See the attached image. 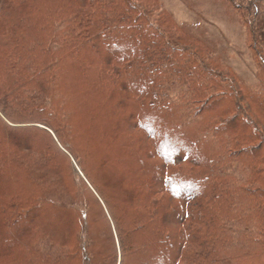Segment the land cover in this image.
<instances>
[{
    "label": "trees",
    "instance_id": "obj_1",
    "mask_svg": "<svg viewBox=\"0 0 264 264\" xmlns=\"http://www.w3.org/2000/svg\"><path fill=\"white\" fill-rule=\"evenodd\" d=\"M225 1L242 19L244 38L257 69L254 64L252 84L239 83L238 88L230 80L235 92L225 86L230 93L221 90L218 96L219 87L206 82V69L212 68H208L209 62L206 69L201 63L197 72L192 70L186 76L181 67L169 71L166 63H157L158 57L162 60L159 51L152 58L153 51L148 50L155 46L163 50V38L158 25L152 29L148 19L140 20L145 9L150 10L145 1L134 3L142 10L135 12L136 17L128 15V10L135 11L132 6L124 5L125 10L117 0H0V264L115 263L114 243L105 248L103 240L91 236L88 205L76 195L82 178L79 171L85 172L87 185L112 217L121 247L120 264L126 256H134L137 264H216L217 253L225 255L235 242H264V0ZM185 35L198 49L208 48L201 38ZM110 48L117 50L111 52L106 66L93 67L80 59L83 52L100 59ZM61 73L75 81L59 82ZM193 79L199 84L189 93L187 86L176 90L187 95L175 94L172 99L168 97L171 93L164 91L169 90L168 82ZM119 80L123 84L118 88L135 87L132 98L140 109L164 117L167 127L179 134L182 130L192 133L186 134L191 146L201 145L204 153L199 159L189 158L190 168L183 167L190 153L184 144L178 147L186 150L178 158L180 166L169 168L173 160L165 157L155 141L171 136L153 122L141 120L143 126L138 124L137 114L128 116L126 128L114 120L110 123L109 141L122 151L118 158H105L102 149L108 139L99 140L102 111L98 112L96 105L101 102L100 95L110 94L108 83ZM60 94L64 97L55 101ZM90 94H94L93 102L77 99ZM229 94L236 110L230 118L228 108L222 106ZM191 100L198 101L200 107L192 109ZM73 109L76 114L87 112L98 131L89 130L87 124L74 126ZM111 113L106 119L112 118ZM240 115L243 124H239ZM138 127L147 129L145 143H140L141 135L134 132ZM48 134L53 143L45 137ZM180 140L182 143V136ZM57 143L71 153V163L75 162L74 168L68 167L72 178H63L71 198L67 203L46 193L28 160L29 154H38L47 162L48 172L52 161L66 168L67 164L56 158L61 152ZM177 186L193 187L195 193H175ZM170 197L184 206L182 214L176 211L172 218L167 215ZM55 202L62 211L57 212L58 217L63 215L62 223L56 221L54 229L60 238L56 253L52 245L46 247L53 226L51 214L56 216L50 206ZM67 208L78 214L73 211L74 228L72 221L64 223ZM169 219L182 227L174 230L176 234L166 225ZM21 229L25 233L20 234ZM17 231L19 236L13 238ZM52 242L55 244L54 239Z\"/></svg>",
    "mask_w": 264,
    "mask_h": 264
},
{
    "label": "rangeland",
    "instance_id": "obj_2",
    "mask_svg": "<svg viewBox=\"0 0 264 264\" xmlns=\"http://www.w3.org/2000/svg\"><path fill=\"white\" fill-rule=\"evenodd\" d=\"M74 1L79 2L81 0H74ZM117 1L121 2V5L125 10H128L124 6L126 4L132 6L135 9V11L128 10L129 16L132 15L137 17L139 16L137 15L138 12L142 11L137 7H135L134 3H136V0H117ZM138 1L139 2L145 1L146 7L151 10L150 11L145 9L147 13L143 15L141 14L142 16H140V20H143V22H145L148 19L149 24H151V28L152 27L154 28V26L157 25L160 28L158 29V32H159V36H162L163 38L162 48L164 49L160 50L159 47L155 46V48H151L148 50V52L153 51L154 55L152 56V58H154V56L157 54L156 53L157 51L160 52L162 56V60L161 57H158L159 61L157 63H162V65L166 63V66H169V71L176 70L181 67L180 70H182L185 73V75L187 74L186 76H190L192 74L191 72L192 70L194 72H197V70L200 68L201 63L204 64L205 66L206 62H209L210 65L207 64L209 67L205 66L204 69H206L207 67L210 69L212 67L211 69H213L214 72L210 74L211 69L210 70L206 69L209 75V79L206 82H208L209 85L213 84L212 86L219 87L217 89L219 93L218 96L221 95L220 92L221 90L225 91L226 93H230L225 86H229L231 89L233 88V91L235 92V88L232 86L235 85L236 87H238L237 84L239 83L249 85L254 82L255 80L254 64L257 69V65H256L257 62L256 59L253 57L250 49L248 48L249 42L244 38V34H246V31L245 28L243 27L241 21L242 19L238 15V12L233 8V6L230 3L226 2L225 0H157L156 2H153L152 0L151 1L138 0ZM179 28H181L183 32L186 33L187 37L189 36L190 39L201 38L203 43L208 48L204 49L203 51L198 49L197 45L193 41L184 39L185 34L182 33L181 30L179 31ZM151 33H153V30ZM154 36L156 37L158 36V34H155ZM170 40L180 43L181 45L175 46L173 43L170 42ZM186 45H189L191 50ZM185 48L186 51L184 50ZM113 50H117V49L110 48V50L105 52L104 53L105 55L103 54L100 59H96V57L94 56L95 54L92 52H83L82 55L80 56V59L86 65L93 64V67H97L100 63L103 64V66H106L109 63L108 57L110 56ZM193 51H195L194 52L195 54H192ZM197 53L198 55H196ZM196 57L199 58L200 60H197ZM220 60L229 67V71L225 67L221 66ZM259 72L260 71H258V75ZM217 73H223V75H218ZM92 75L93 73L90 74V76ZM171 77L172 75L169 76V80H171ZM60 78L63 80H61ZM60 78H59V82L69 81L71 83V81H75L71 77V75H68V73L62 74ZM230 80L233 81L232 83L234 85L231 83ZM191 81L192 83L190 85ZM193 81H195V79L189 81L181 80L180 82H175V83L168 82L169 90H164V91L169 94L171 93L170 95H168V97H171L172 99L175 98V94L187 95V92L189 93V90L194 89V87L199 84L196 82L201 81V79L198 78V80L195 81V83H193ZM122 84L123 82L121 80L117 81L116 83H108L107 89L111 90L110 94H108L107 96L103 94L100 95L101 102L96 105L97 107L96 109H99L98 112L100 110L102 111V120L100 124V132H99V135L102 136L99 137V140L100 142H104L108 139L106 147L103 149L101 148L103 153L106 155L105 158L107 159L118 158L122 151L121 146L115 147L114 144L110 143L111 141H109L111 140L110 123L114 120V122L119 123L122 126L124 125L126 128L129 125L128 116L133 118L134 114H137L138 124L142 125L141 120L145 123L153 122L154 124L160 125L162 128L166 129V133L171 136V137H167L166 139H163V137H157L155 141L158 144V147L161 148V151L164 152L165 157L167 159L170 158L171 160H173V165L169 166V168L171 169L173 167L180 166L178 158L180 155L184 156L183 153H186V150H183V148L181 149L178 148V147H182V144H184L187 150L190 151L188 157H185L186 161L183 162V167H186L187 169L190 168L192 162L189 163L190 161L189 158L194 157L192 159L195 158L199 159V156H202L204 153L202 150H200L201 145L199 147L196 146L195 148L191 146L192 145L191 140H189L186 134H192V133L189 131L184 132L182 130L181 134H179L178 131L167 127L166 119L164 117L151 113V111L148 112L146 110L140 109L138 103L134 102L132 98L133 93L135 92L134 91L135 87L124 86L122 88H118V85L121 86ZM188 85H190V87H188ZM183 86L185 87L187 86L188 89L187 92L176 91L178 90L177 89L178 87H183ZM209 91L212 94L215 92L212 89H210ZM103 92L105 93V91ZM155 92H157V90H155ZM205 94H209V93H205ZM93 95L94 94H90L88 97L84 96L77 99L84 100L86 102V100H88L87 98H89L91 99V102H93L92 101V99L94 98ZM239 96L241 98L240 92H239ZM62 97H64L63 94H60L59 96L57 95L55 97V101L56 99ZM224 98L226 99H224L223 102L224 104L222 106L228 108L229 111L227 115L230 118L236 112L235 105L233 104L234 99L233 97H230V94ZM203 99H204V95H202L201 101ZM63 101L60 100L59 102H63ZM73 101L74 100H71V105L72 108H75L76 103H72ZM197 102L198 101L191 100L190 106L192 109L197 106L200 107V104H197ZM218 102L219 101H217V103ZM242 103L244 104L245 100ZM221 109L222 108H220V110ZM91 110L94 109L92 108ZM73 111L75 113V109H73ZM111 111H113V113L110 114L112 118L108 117L110 120L108 121V118L106 119V116H108L109 112ZM150 116H151V120H150ZM237 117L239 119V124H243L241 123V120H243L241 118V115ZM72 121L74 126H76L77 128H82L87 124V128L89 130L92 129L93 132L98 131L97 129H99L98 125H96L93 122H90L91 118H89L87 112L85 115H82L81 112L78 114L75 113ZM234 125L235 127H238L236 123H234ZM45 128L51 132V130L48 127ZM145 129L144 128L139 129L138 127L137 130H134V132H136L138 135H141L140 139H138L140 143H145L148 138L147 137L148 132L146 131L147 129L146 130ZM181 136L183 139L182 143L180 140ZM45 137L52 142L53 136L51 139H50V135L49 137L45 135ZM56 145L61 150V152L57 154L56 158L59 159L60 162L64 164V166H66L67 164L66 168L61 169V167L56 166L55 162L53 163L52 161L51 166H49L50 172H48L45 166V163L47 162L44 161L43 157H41L38 154H33V153L29 154L28 160L33 170L37 174H39V180L45 184L46 193L49 196L54 197L59 201L61 200L62 201L61 203L63 202L67 203L71 201V198H70V194H68L64 189L66 183L63 181V178L65 176L68 178H72V174L68 170V167L69 169L74 168L72 164L73 163L75 164V162L73 161V163H71V160H73V158L70 157L72 155L69 151L65 150V148L59 145L58 143ZM147 147L148 146H146V149ZM174 148H178V149L174 150ZM85 163L86 162L84 161V166L86 167ZM77 169L79 170L78 167ZM193 171H194V177H196L195 174L196 170L193 169ZM77 173L80 174L79 176L82 178L79 179L81 181L80 183L77 184L78 189L76 190V195L77 197H79V200L86 202L88 205V210H89L88 222L91 228V236L97 237L98 241L101 240L100 242H102L103 240L102 245H104L105 248L110 246V244H112L113 242L116 248L115 250L116 252L113 251V257L115 259V263L113 262V264H120L121 247L118 241L119 236L115 224L112 221V217L108 213L105 204L102 201H100V199L98 201L96 197L97 193L94 192V190L93 191L90 190L91 187H89L90 185L88 184L87 179H85L84 176L86 175L85 172H83L84 174L80 171ZM76 182H78V180ZM174 191L175 193H183V195L188 193L190 194L195 193L193 187L190 186H177L175 187ZM54 204L55 205L50 207L51 209L54 208L55 211L51 209L50 210L52 211V213H56V216H53L51 214V218H53V222L50 221V224L51 225L53 224V226L52 228L49 229V233L46 238L49 239V241L46 247L52 245L51 250L53 249V252L56 253L55 250L58 249L57 247H58V243L60 242V238L59 236L55 235L57 232L55 233L54 229H55V225L57 224L56 221L60 223L63 220V215L58 217L57 212H62V211H60V208H57L59 205L58 203L55 202ZM167 209H168L167 211L168 218H172L176 211L182 214L184 210V206L183 204L179 205L178 203H176L173 197H170L169 207ZM192 210L195 211V209ZM73 211L71 209H68V213L65 212L66 219L64 223H66L67 220H70L72 221L70 225H73L74 228V224H73L74 214L76 213L77 216L78 214L76 211L75 213H73ZM167 222L166 225L170 228L169 229L170 232L172 230L171 228H173L172 232L176 234L174 230H179L181 225L173 223L172 219H169ZM27 224L28 223H25L23 226H27ZM71 229L72 227L70 226L68 231H71ZM21 230H19V233L20 232L25 233V229L22 230L23 232ZM178 232L179 231H177V233ZM19 233L18 231L15 232L13 238L18 237ZM22 235L26 236V234H22ZM52 239H54L55 244H53ZM235 240H237V238H235ZM238 242H235L233 244V248L231 249V251H227L225 255L224 254L218 255L217 253L216 264H264V252L261 251L264 242H262L263 245L260 241L254 243L253 240L250 241L252 242L250 243V245L249 243L248 244L246 243L247 241L243 242V244ZM248 246L250 249H246ZM146 256L147 254L143 253L142 258L143 257L146 258ZM13 258L15 259L14 256ZM137 261L138 260L135 259L134 256H132L131 258H129V256H126L122 264H130L131 262L137 264Z\"/></svg>",
    "mask_w": 264,
    "mask_h": 264
}]
</instances>
